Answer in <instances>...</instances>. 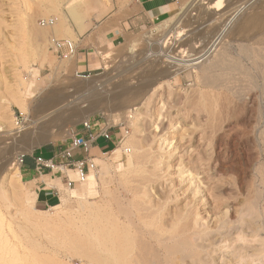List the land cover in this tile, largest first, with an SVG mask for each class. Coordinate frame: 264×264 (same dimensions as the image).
Returning <instances> with one entry per match:
<instances>
[{
	"label": "rangeland",
	"instance_id": "374dc122",
	"mask_svg": "<svg viewBox=\"0 0 264 264\" xmlns=\"http://www.w3.org/2000/svg\"><path fill=\"white\" fill-rule=\"evenodd\" d=\"M64 1L71 2L0 0V117L21 134H41L31 148L23 142L0 139V167L6 161L1 180L8 182L10 166L22 156L33 159L39 154L60 153L70 144V134L88 137L90 132L82 129L85 122H95L96 128H112L120 140L125 132L128 137L120 144L97 142L101 150L92 153L97 168L91 172L95 186L88 194L87 187L83 188L87 184L82 183L72 190L59 186L47 196L46 183L64 175L46 174L39 185L25 180L20 169L19 191L27 216H18L15 221L6 218L11 230L19 234L6 230L9 245L22 257H29L28 239L18 228L33 222L34 227L32 223L25 228L33 227L29 241L40 245L36 247L40 259L48 255L55 260L53 264H88L67 249V236L79 223L96 217L106 221L104 216L110 215L124 225L130 219L135 225L132 230L154 246L159 240L168 246H174L175 241L189 242L180 264H191L197 258L210 264H264V47L251 44V50L243 49V41L232 36L238 18L209 59L170 75L179 68L170 57L188 61L205 50L202 42L212 23L205 20L210 14L207 1L197 0L193 7L194 0H176L166 16L130 31L114 45L108 44L99 56L101 69L79 78L73 60H60L50 49L53 38L78 45L76 32L86 37L111 16L126 19L136 0H72L82 13L81 32ZM226 2L223 0L225 8ZM183 12L185 22L172 30L178 39L164 45L159 28ZM49 19H58L55 26L60 22L63 33L72 31L74 36L55 35L53 29L40 26L41 20ZM193 35L200 36L187 46ZM49 81L56 82L53 88ZM83 83L92 85L78 89ZM50 88L60 91L61 103L44 114L36 113ZM126 88L143 89V93L124 104L115 95ZM14 98L23 100L27 112L21 111ZM54 111H60L57 118H43ZM111 114L122 115L124 123L109 121ZM31 122L35 127L28 126ZM45 129L47 132L42 131ZM164 139L172 145H161Z\"/></svg>",
	"mask_w": 264,
	"mask_h": 264
},
{
	"label": "bare ground",
	"instance_id": "6f19581e",
	"mask_svg": "<svg viewBox=\"0 0 264 264\" xmlns=\"http://www.w3.org/2000/svg\"><path fill=\"white\" fill-rule=\"evenodd\" d=\"M196 1L197 0L193 1V3H192L193 7H196V5L194 6V3ZM201 1H203V3L205 1H207L206 7H207V10L210 11V14L206 15L208 17V20L207 19H205V20L207 22H210V21L212 22L210 29L206 32L207 37L205 38L204 42H202V45L204 44L203 48L205 50L201 51L200 53L196 52L198 54L193 55L192 56L193 59L188 60V61H185L183 59H177L174 57H170L172 59L171 63L173 65L179 67L178 69H174L170 72L168 71L170 73V75L174 76L176 74H179L180 72H182L181 70L183 68L196 67L199 64L205 62L207 59H209V57L212 55L213 51L226 38L227 33L229 32L230 28L235 23V20H237L238 18H241V19L238 21V23H236L237 25L234 27V30H232V36L234 38L238 37L239 41H241V42L243 41V49L248 50V51L251 50L250 49V47H252V46H250L251 44L254 46H258V47L259 46L264 47V0L263 1L262 0H227L226 3L228 5L226 8L223 6V0H219L218 2H216L214 4L211 3V0H201ZM64 4H65L64 7L66 8L69 17L75 22L78 30L80 32L83 31L84 24L82 21V13L78 9L79 8L78 4L76 5V3L72 2V0H71V2L67 1ZM188 7H190V5ZM188 7H186V8H188ZM183 11H185V10H183ZM246 11H248L247 14L245 13ZM185 14H186L185 12H183V14H181V16L178 14L174 18H172L169 21H167L166 23H164V25L159 28V30H162L161 33L164 34V38L162 37L163 40H161V43H163L165 45V44H167V42H169L172 39L173 40H175L176 38L178 39L179 35L177 34L176 31L173 32L172 30L176 24H178L180 22L181 23L185 22L184 21ZM244 14H246V15H244ZM200 17H201V15H200ZM203 19H204V17H203ZM57 20H56V22H57ZM199 20H201V19H199ZM45 21L48 22V25L47 26L45 25L44 27L53 29L52 34L54 33L55 35H60L62 37H67L68 35L74 36V33L72 31L69 33H63V28L60 25L61 24L60 22H58V25L55 26L57 24L55 22V19H49V20H45ZM203 21L204 20H202V22ZM50 22H52V24ZM28 23L30 25L33 24L32 19H29ZM200 24H202V23H200ZM199 26L201 28V25H199ZM31 30H32V32L35 31L34 28H32ZM159 30H157V31H159ZM193 31H196V30H193ZM35 32H38V31L36 30ZM46 32L47 31H44V33H46ZM44 33L42 32V34H44ZM193 34H194V32H193ZM199 36L200 35H197V36L193 35L192 39L190 37V40L187 42V46H188V44L195 41ZM180 37H181V35H180ZM182 37H181V39H182ZM200 39H201V37H200ZM53 40H56V39L53 38ZM186 40H187V38H186ZM199 41L197 40V42H199ZM160 46H161V44H160ZM262 49H264V48H262ZM169 54H171V53H169ZM250 55L252 56V53ZM165 56L169 57L168 54H165ZM165 56H164V58H165ZM247 56H248V54H247ZM258 56L260 57V54ZM154 73H156V72H154ZM157 77H159V76H157ZM20 80H21L22 85L26 84V82L22 78H20ZM49 82H51V81H49ZM55 83L51 82L48 86L53 88L52 86ZM91 85L92 84H90V83H83V84H79V86H77V88L78 89H80V88L88 89L91 87ZM148 87H150V86H148ZM51 88H50V90L48 89L49 91L46 93V97L43 98V102H42L43 104L40 103L42 105L37 106V110L35 111L36 113L44 114V113L48 112L49 110H51L55 105L57 106V103L60 102V100H61V96L59 93L60 91L55 90V89L53 90ZM127 92H132V94L129 95ZM142 93H143V89L142 90L140 89L138 91H136V90L130 91L127 89L126 91L119 92V94H116L115 96L120 98L123 103L124 102L127 103L129 101L128 99L131 98L130 101L132 102L133 100L138 99L142 95ZM14 100L16 101V104L20 107L21 111L27 112V108L25 107V104L21 98H14ZM98 102H100V100L96 101V102H92L91 107H94L95 104ZM123 103H121V104H123ZM89 108H90V106H89ZM7 110H8V107H7ZM89 111H91V110H89ZM59 112H57V111L51 112L43 118L44 119L45 118H51V117L57 118L56 114H58ZM7 119H8V117H7ZM109 121H112L114 123L116 122L117 124L118 123L123 124L124 118H122V115L111 114V115H109ZM62 123L66 124L67 120L64 119L62 121ZM87 123L91 124L92 126H93V124H95V122H92V121H88ZM9 124L10 123L4 122L3 118L0 117V139L1 138L9 139L11 141V143H19V142L22 143L23 142L24 144L26 143V146L28 148H31L34 145H36V143H38L39 140L41 139V136H40L41 134H37L36 136H35V133H32V132L29 134H27V133L21 134L20 129H16L15 127H14L15 129L13 127L9 128L8 127ZM34 124H35V122L34 123L31 122V123H28V126L35 127ZM65 124L63 126H65ZM123 126L124 125H122V127ZM158 127H162V125L158 126ZM158 127H156L157 130H158ZM24 129H25V127H24ZM21 130H23V128H21ZM42 131L47 132L46 129L42 130ZM160 131L162 133L164 131V129L161 128ZM124 135L126 138L128 137V134H126V132L124 133ZM165 135H163V136H165ZM73 137H74V135L70 134V136H69L70 140ZM120 143H121V140H119L118 144H120ZM167 143L168 142L165 141V139L161 141V145H163V146L170 147L172 145V143H169V144H167ZM115 151L119 152V150H115ZM126 152H129V149L126 150ZM21 164H22L21 159H18L16 161V163H12V165L10 164L11 168L9 167L10 169L8 171H10L11 173L9 172V175L7 176L8 182H6L3 179L1 180L2 174L4 173L5 168H6V161H4L2 166L0 167V255H1L0 256V264H53L55 260L51 261L53 259H51L48 255L44 256V257H46V259H44V258L40 259L38 254H37L38 251L36 249V247H38L40 245L37 246L36 245L37 242L35 243L33 241H29L30 232L32 231V229L35 225L32 221H31L33 223L32 229L29 230V229L25 228L27 225L28 226L30 225V222H25V223H27V225L25 227L18 228L19 231L21 232V234L24 235V237L28 239L27 240L28 242L25 243V245H27L29 247V249L31 250V251L29 250L30 251L29 257H27V256L22 257L21 253L19 251L14 250V248L11 247L8 243L9 238H7V236H6V230H9L14 235L17 232L11 230L12 228L7 223L6 218L9 217L11 220L15 221V219H17L18 216H22V215H24L23 213H25L22 211V207H23L24 202H23L21 193L19 191L21 188L20 187V169H21L20 166H21ZM60 171L64 172L62 169H58L55 172H60ZM94 171H92V172H94ZM64 173H66V172H64ZM71 173H72L71 174L72 180L76 181V178H77L76 172H71ZM89 174H91V172ZM87 181H88V183H84L87 185L86 186L83 185V188L87 187L86 189L85 188L84 189H85V193L88 194V193L93 192V189L95 186V176L93 173L88 177ZM84 189H83V191H84ZM194 195L196 196V194H194ZM255 203H256V201H255ZM199 204H200V202H199ZM197 215H199V214H197ZM24 216H27V215H24ZM104 218L106 219V221L100 219V217H96V218L92 219L91 221H88L87 223H82V224L79 223V225L76 226V228L74 229V233L67 236L68 238L66 239L67 242L65 244V245H67L66 246L67 249L69 251H71L74 254V256H77L78 258L80 257L79 259H81V260L85 259V261L88 264H180L179 261L186 256V253L189 249L190 244L187 241H182L181 243L179 242L178 244H176V241H175L174 246H168L167 244H165L166 241H160L159 240L157 245L154 246L152 243L148 242V240H146L142 236H139L138 235L139 233L136 234L132 230V228H134L135 225L133 224V222L130 219L126 218L128 221V225H124V224L119 223L118 220H114L112 217H110V215L104 216ZM27 221H29V220L27 219ZM32 223H31V225H32ZM136 228H138V227L136 226ZM36 229H37V227H36ZM36 229L34 228V230H36ZM137 231H138V229H137ZM154 233H156V232H154ZM13 234H11V235H13ZM142 234H140V235H142ZM14 235L12 236L13 240L14 239L16 240V238H14ZM19 239H17V240H19ZM173 239H175V237ZM198 239H200V238L198 237ZM20 241H21V239H20ZM25 242H26V240H25ZM64 243H62L63 246H65ZM13 244H15V243H13ZM20 245H21V243H20ZM194 245H196V244H194ZM15 246H17V245H15ZM63 246H61V247H63ZM191 247H192V244H191ZM194 249H196V248H194ZM41 252H43V250H41ZM45 252H47V251H45ZM23 253H28V252L25 251ZM52 255H54V254H52ZM41 256L43 257V255H41ZM187 256H188V254H187ZM198 256H200V255H198ZM186 258H188V257H186ZM234 258H236V257H234ZM184 260H182V261H184ZM191 264H210V263L204 259H201V258L198 259L197 258V259H192Z\"/></svg>",
	"mask_w": 264,
	"mask_h": 264
},
{
	"label": "crops",
	"instance_id": "0c3cea01",
	"mask_svg": "<svg viewBox=\"0 0 264 264\" xmlns=\"http://www.w3.org/2000/svg\"><path fill=\"white\" fill-rule=\"evenodd\" d=\"M176 5V0H136L134 5L131 6V13L126 19L109 17L105 22L93 33L85 35L76 32V38L79 43L77 45V54L74 56L73 65L77 73H92L101 69L100 54L107 51L108 44L114 45L116 42L125 38V35L130 31L135 32L138 29H143L146 25L150 24L154 18H162L172 10V7ZM71 37V36H67ZM102 49V51H98ZM84 69V70H81ZM96 150H101L100 147L94 145L92 149L93 153ZM53 155V152L45 153L46 157ZM77 158L82 156L81 152H76ZM65 175L64 172H55ZM71 172L68 175L71 177ZM21 174L25 180L29 183H34L42 180L46 177V174H38L35 170L34 158L24 159V163L21 167ZM54 174V173H53ZM64 176L58 177L53 181H48L47 196H51V190L59 186H63L68 190H72L66 186ZM40 185V183H39ZM73 188V187H72ZM50 192V193H49Z\"/></svg>",
	"mask_w": 264,
	"mask_h": 264
},
{
	"label": "built area",
	"instance_id": "2783aa9c",
	"mask_svg": "<svg viewBox=\"0 0 264 264\" xmlns=\"http://www.w3.org/2000/svg\"><path fill=\"white\" fill-rule=\"evenodd\" d=\"M50 23L52 24V22ZM40 25L42 27L47 26L48 22L41 20ZM50 49L57 58L63 61L70 60L77 54V45L70 40H53L50 44ZM77 76L86 78V73H77ZM82 129L90 132L88 137L74 135L70 140V144L60 153L53 154L50 157H46L44 154L35 156L34 165L36 172L40 175L46 172L53 174L58 169H62L66 172L64 179L68 188H72L75 184L85 183L88 180L89 173L97 168L91 153L94 145L100 140H106L113 145L118 143L120 138L112 132V128H96L87 122L82 124ZM126 134L128 133L126 132ZM121 138V140H124L126 137L124 135ZM78 151L82 153L79 158L75 156ZM24 159L25 157L22 156V164ZM69 172H76V181L70 178Z\"/></svg>",
	"mask_w": 264,
	"mask_h": 264
}]
</instances>
